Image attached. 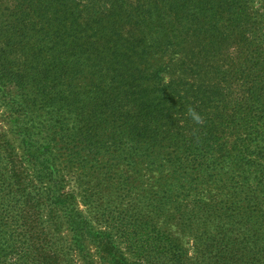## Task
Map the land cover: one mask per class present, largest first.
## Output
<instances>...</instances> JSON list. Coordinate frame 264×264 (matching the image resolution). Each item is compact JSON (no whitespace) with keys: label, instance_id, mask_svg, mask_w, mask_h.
<instances>
[{"label":"trees","instance_id":"trees-1","mask_svg":"<svg viewBox=\"0 0 264 264\" xmlns=\"http://www.w3.org/2000/svg\"><path fill=\"white\" fill-rule=\"evenodd\" d=\"M0 99L27 147L0 131V264H96L63 158L160 176L159 228L135 262L98 233L105 264H264V0H0Z\"/></svg>","mask_w":264,"mask_h":264},{"label":"rangeland","instance_id":"rangeland-1","mask_svg":"<svg viewBox=\"0 0 264 264\" xmlns=\"http://www.w3.org/2000/svg\"><path fill=\"white\" fill-rule=\"evenodd\" d=\"M256 4L259 5L258 2ZM9 115L8 107L0 99V131L11 139L16 153L23 155L26 153V144L23 137L11 129ZM62 160H58V169L63 181V192L76 194L77 207L93 228L95 238L87 237L85 243L94 262L105 264L97 239V234L105 231L111 233L114 241L126 250L130 261H137L138 255L132 251L133 247L147 244L151 239L149 236L155 234L160 225L157 212L158 195L161 192L158 171L150 173L142 164L127 168L125 164L112 163V166L108 162L98 167H82L78 164L68 165L64 158ZM87 198L96 206L93 211H89L85 203ZM59 214L60 223L58 219L57 222L62 228L60 232L70 240L72 231L64 216L67 213L62 209Z\"/></svg>","mask_w":264,"mask_h":264},{"label":"clouds","instance_id":"clouds-1","mask_svg":"<svg viewBox=\"0 0 264 264\" xmlns=\"http://www.w3.org/2000/svg\"><path fill=\"white\" fill-rule=\"evenodd\" d=\"M197 119H199V117H197Z\"/></svg>","mask_w":264,"mask_h":264}]
</instances>
